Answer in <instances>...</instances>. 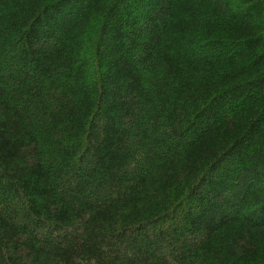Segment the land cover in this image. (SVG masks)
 Masks as SVG:
<instances>
[{
  "label": "trees",
  "instance_id": "trees-1",
  "mask_svg": "<svg viewBox=\"0 0 264 264\" xmlns=\"http://www.w3.org/2000/svg\"><path fill=\"white\" fill-rule=\"evenodd\" d=\"M0 264H264V0H0Z\"/></svg>",
  "mask_w": 264,
  "mask_h": 264
}]
</instances>
